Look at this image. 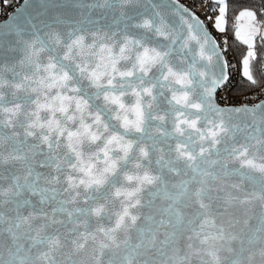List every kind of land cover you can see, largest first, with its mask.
<instances>
[{
    "label": "water",
    "instance_id": "water-1",
    "mask_svg": "<svg viewBox=\"0 0 264 264\" xmlns=\"http://www.w3.org/2000/svg\"><path fill=\"white\" fill-rule=\"evenodd\" d=\"M178 0H25L0 22V264H264V100Z\"/></svg>",
    "mask_w": 264,
    "mask_h": 264
},
{
    "label": "built area",
    "instance_id": "built-area-1",
    "mask_svg": "<svg viewBox=\"0 0 264 264\" xmlns=\"http://www.w3.org/2000/svg\"><path fill=\"white\" fill-rule=\"evenodd\" d=\"M25 0H0V22L18 9ZM189 7L200 18L206 27L216 38L224 58L227 62V80L218 87L216 100L223 106H253L264 100V84L247 90L240 84L242 68L236 52L232 46L231 37L227 31L222 32L215 28L214 20L217 14V7L212 0H178ZM261 27H264V6L259 11ZM264 44V38H260Z\"/></svg>",
    "mask_w": 264,
    "mask_h": 264
},
{
    "label": "trees",
    "instance_id": "trees-1",
    "mask_svg": "<svg viewBox=\"0 0 264 264\" xmlns=\"http://www.w3.org/2000/svg\"><path fill=\"white\" fill-rule=\"evenodd\" d=\"M201 1V0H196ZM214 5H216L214 3ZM227 8V26L226 31L231 37L232 46L239 59L242 74L240 84L247 90L255 89L264 84V44L257 42L254 47V54L248 63V70L245 74L243 72L245 57L248 53L249 47L236 37L235 29L237 16L240 11L244 9H254L259 13L262 6H264V0H226Z\"/></svg>",
    "mask_w": 264,
    "mask_h": 264
},
{
    "label": "rangeland",
    "instance_id": "rangeland-1",
    "mask_svg": "<svg viewBox=\"0 0 264 264\" xmlns=\"http://www.w3.org/2000/svg\"><path fill=\"white\" fill-rule=\"evenodd\" d=\"M218 2L217 14L215 15L214 25L219 31L225 32L227 26L226 3L224 0H212ZM216 6V5H215ZM251 12H241L236 22V31L238 38L249 46L248 53L245 57L243 72L246 74L248 63L255 53L253 48L260 38H264V29L261 27L259 16L254 9L248 8ZM263 29V30H262ZM254 44V45H253Z\"/></svg>",
    "mask_w": 264,
    "mask_h": 264
},
{
    "label": "crops",
    "instance_id": "crops-1",
    "mask_svg": "<svg viewBox=\"0 0 264 264\" xmlns=\"http://www.w3.org/2000/svg\"><path fill=\"white\" fill-rule=\"evenodd\" d=\"M224 2L226 3V0H224ZM215 4H216V7L219 6V5H218V2H216V1H215ZM226 7H227V6H226ZM226 12H227V8H226ZM241 12H251V11H249V10H247V9H244V10L240 11L239 14H241ZM239 14H238V16H237V19H238V17H239ZM257 16H259V13H258V12H257ZM259 19H260V16H259ZM263 29H264V27H263ZM263 29H262V30H263ZM235 33H236V37L238 38L236 29H235ZM238 39H239V38H238ZM239 40H240V39H239ZM242 42H243V41H242ZM245 44H246V43H245ZM253 45H254V44H253ZM255 45H256V44H255ZM248 47H249V46H248ZM254 47H255V46H254ZM253 51H254V48H253Z\"/></svg>",
    "mask_w": 264,
    "mask_h": 264
}]
</instances>
